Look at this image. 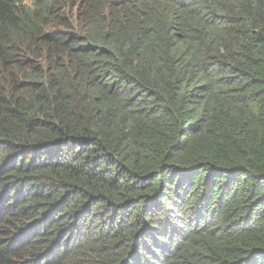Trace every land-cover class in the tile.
<instances>
[{"label": "trees", "instance_id": "trees-1", "mask_svg": "<svg viewBox=\"0 0 264 264\" xmlns=\"http://www.w3.org/2000/svg\"><path fill=\"white\" fill-rule=\"evenodd\" d=\"M55 2L0 0V264H264V0Z\"/></svg>", "mask_w": 264, "mask_h": 264}, {"label": "rangeland", "instance_id": "rangeland-1", "mask_svg": "<svg viewBox=\"0 0 264 264\" xmlns=\"http://www.w3.org/2000/svg\"><path fill=\"white\" fill-rule=\"evenodd\" d=\"M83 0H56L54 9L57 11L61 5L64 6L63 13L66 15H76L80 11V5ZM57 13V12H56Z\"/></svg>", "mask_w": 264, "mask_h": 264}]
</instances>
